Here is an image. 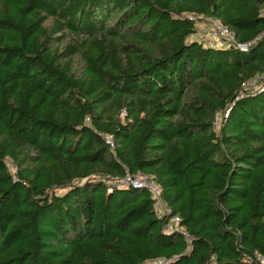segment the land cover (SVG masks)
<instances>
[{"label": "trees", "instance_id": "1", "mask_svg": "<svg viewBox=\"0 0 264 264\" xmlns=\"http://www.w3.org/2000/svg\"><path fill=\"white\" fill-rule=\"evenodd\" d=\"M263 11L0 0V264H264ZM193 15L247 48L191 38ZM138 172L182 230L105 180Z\"/></svg>", "mask_w": 264, "mask_h": 264}, {"label": "built area", "instance_id": "2", "mask_svg": "<svg viewBox=\"0 0 264 264\" xmlns=\"http://www.w3.org/2000/svg\"><path fill=\"white\" fill-rule=\"evenodd\" d=\"M192 17L199 18L197 19L198 22L201 20L203 23L206 22L209 25V28L203 31V29H199L197 27L198 25L196 24L197 30L191 36V38L204 43L205 46L228 47L230 45H236L241 49L247 48L246 44L239 43L236 40L233 31L225 24H223L219 19L210 18L204 15H193ZM259 80H261V76L251 79L245 85L246 89L257 88L261 86ZM107 139L112 143V145H114L110 136H107ZM105 180L107 184L116 185L118 187H127L129 185H134L147 188L152 192L154 199V208L157 216L162 219H167L165 229L167 231L182 230L179 226V223L181 221L180 217L178 215L171 214V207L165 202L162 197V187L157 182H155L151 176L143 172H138L135 174H128L123 178L114 176L107 177ZM156 262L158 264H166L168 261L164 259H158Z\"/></svg>", "mask_w": 264, "mask_h": 264}, {"label": "rangeland", "instance_id": "3", "mask_svg": "<svg viewBox=\"0 0 264 264\" xmlns=\"http://www.w3.org/2000/svg\"><path fill=\"white\" fill-rule=\"evenodd\" d=\"M197 27L200 29V28H202L203 29V31L204 30H207L208 28H209V25H208V23H206V22H202L201 20L197 23ZM13 169V168H12Z\"/></svg>", "mask_w": 264, "mask_h": 264}]
</instances>
